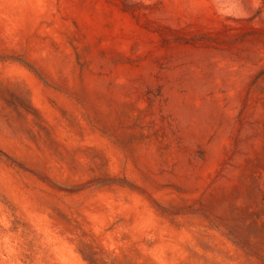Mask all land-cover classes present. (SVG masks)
I'll use <instances>...</instances> for the list:
<instances>
[{
    "label": "rangeland",
    "instance_id": "rangeland-1",
    "mask_svg": "<svg viewBox=\"0 0 264 264\" xmlns=\"http://www.w3.org/2000/svg\"><path fill=\"white\" fill-rule=\"evenodd\" d=\"M0 264H264V0H0Z\"/></svg>",
    "mask_w": 264,
    "mask_h": 264
}]
</instances>
